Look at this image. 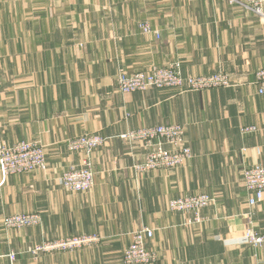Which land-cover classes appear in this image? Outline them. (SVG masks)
Returning a JSON list of instances; mask_svg holds the SVG:
<instances>
[{
	"label": "crops",
	"instance_id": "crops-1",
	"mask_svg": "<svg viewBox=\"0 0 264 264\" xmlns=\"http://www.w3.org/2000/svg\"><path fill=\"white\" fill-rule=\"evenodd\" d=\"M0 0V140L44 145L49 169L0 172V264H127L134 231L154 230L153 264H264V244L240 242L250 230L264 235V200L248 204L243 170L264 166V20L226 0ZM148 20L160 38L145 34ZM9 50L13 52L10 54ZM181 62L185 76L220 70L235 84L202 91L177 88L122 94L120 68L148 71ZM181 123L194 157L184 166L135 173L146 150L120 138L128 129ZM255 125L257 131L242 134ZM101 134L93 154L90 192L64 190L59 178L79 163L67 141ZM208 193L204 221L168 207L174 198ZM37 212L42 223L7 229L6 216ZM99 235L74 251L47 253L35 262L27 249L47 239Z\"/></svg>",
	"mask_w": 264,
	"mask_h": 264
},
{
	"label": "built area",
	"instance_id": "built-area-1",
	"mask_svg": "<svg viewBox=\"0 0 264 264\" xmlns=\"http://www.w3.org/2000/svg\"><path fill=\"white\" fill-rule=\"evenodd\" d=\"M230 4H238L264 20V0H226ZM146 33L153 30L148 24L143 25ZM156 35L159 37L158 32ZM235 84L230 73L220 70L209 75L185 76L182 73L180 63L176 62L166 67H153L150 71H139L135 74L121 73L118 77V88L122 93H133L146 91L150 88H187L193 91H202L211 88H228ZM256 84L258 93L264 94V68L256 72ZM257 131L255 125L242 126V134H250ZM122 139L128 140L132 145L146 150L145 161L138 163L135 168L139 172H149L153 169H172L181 167L194 157V153L186 140L185 127L179 123L163 124L137 132L121 135ZM103 144V138L99 135H82L70 146L73 150L93 147ZM45 151L37 142L23 141L12 146H3L0 150V166L5 174L32 171L36 168H45ZM66 187L83 191L90 189L94 184V176L91 168L83 171H74L66 177ZM243 183L248 193V204L254 206L264 200V166L261 164L247 167L243 170ZM215 198L208 193H199L174 198L169 201L168 207L171 211L193 212V217L187 220V225L201 223L204 221L202 211L211 206ZM7 226L29 227L40 225L42 218L40 214L9 216L4 218ZM133 243L125 251L124 262L127 264H153L158 256L155 250L146 247L148 240L153 239L154 230L146 227L135 233ZM57 242H46L37 246V251H52L60 249H75L90 246L100 241V237L74 236L58 239ZM240 242L254 245L264 244V235H257L252 230L248 231ZM9 264H15L17 254L11 252L8 255Z\"/></svg>",
	"mask_w": 264,
	"mask_h": 264
},
{
	"label": "rangeland",
	"instance_id": "rangeland-1",
	"mask_svg": "<svg viewBox=\"0 0 264 264\" xmlns=\"http://www.w3.org/2000/svg\"><path fill=\"white\" fill-rule=\"evenodd\" d=\"M196 1H208V0H196ZM152 2H156V3H158V0H153ZM145 24H148L150 27H151V29L153 30V32H151V33H146L144 30H143V25H145ZM138 26H139V28L142 30V32L143 33H145V34H154L155 36H156V38L158 39V38H160V33L158 32L159 30H156V29H154L152 26H151V24H150V22L148 21V20H145V21H140L139 23H138ZM155 31L156 32H158V34H159V37L156 35V33H155ZM9 52H10V54H13V52L11 51V50H9ZM177 62V61H176ZM176 62H171V63H169L168 65H164V66H157V65H152L151 66V68L148 70V71H150L153 67H166V66H169V65H171V64H173V63H176ZM178 63H180V65H181V69H182V64H181V62H179L178 61ZM136 72H139V71H127V70H125V69H122V68H120V71H119V73H118V75H117V79H116V81H117V87H118V77H119V74H121V73H125V74H128V75H131V74H135ZM183 72V71H182ZM162 89H170V88H150L149 90H146V91H137V92H142V93H144V92H148V91H150V90H162ZM178 89V88H177ZM179 89H183V90H189V89H187V88H179ZM118 90H119V88H118ZM189 91H193V90H189ZM119 92H120V90H119ZM120 93H122V92H120ZM134 93V92H133ZM122 94H130V93H122ZM163 124H174V123H158V124H155V125H148V126H143V127H139V128H135V129H128V130H126L125 132H123L121 135H123V134H127V133H130V132H137L138 130H141V129H145V128H148V127H153V126H157V125H163ZM179 124H181V123H179ZM181 125H183V124H181ZM184 126V125H183ZM185 127V126H184ZM83 135H87V136H94V135H99V136H101L102 138H103V144L101 145H98L97 147H93V148H91V150H89V149H87V148H83V149H78V150H73V149H71L70 148V146L77 140V138H79L80 136H77V137H75V138H71V139H69L68 141H67V149L69 150V152H71V153H79V154H81V159H80V161H79V163H72V164H70V165H68V167L67 168H65V170L62 172V174H61V176H60V178H59V183H60V185H61V187L64 189V190H66V191H69V192H72V193H87V192H90L91 190H92V188L94 187V185H95V181H96V174H95V170H94V157H93V154L96 152V151H98L99 149H101L106 143H107V141H108V138L106 137V136H103V135H101V134H83ZM121 135H120V138H121ZM82 136V135H81ZM123 140H125V139H123ZM23 141H29V142H37V141H31V140H23ZM23 141H21V142H23ZM127 143H128V145L130 146V147H132V148H134V147H136V146H138L139 144H131L128 140H125ZM19 143V142H18ZM37 143H39L42 147H43V149H44V151H45V159H46V163H45V168H36V169H34V170H32V171H26V172H21V173H13V174H5L4 172H3V170L1 169V166H0V172H1V174H2V176H3V178L4 179H6V178H8L9 176H11V175H15V174H27V173H32V172H35V171H44V172H46L48 169H49V162H48V159H47V153H46V150H45V147H44V145H42V143H40V142H37ZM3 146H6V147H9V146H12V145H9V144H7L6 142H4V141H2V140H0V150H1V148L3 147ZM145 161V160H144ZM143 161V162H144ZM190 160H188L187 162H189ZM142 162V163H143ZM187 162H185V164L187 163ZM138 163H141V162H138ZM138 163H134L133 164V166H132V168H133V170H134V172L135 173H148V172H139V171H137V169L135 168V166L138 164ZM184 164V165H185ZM183 165V166H184ZM88 167H90L91 168V171H92V173H93V176H94V184H93V186L90 188V189H88V190H83V191H78V190H73V189H70V188H67L66 187V177H67V175H69V174H71V173H73L74 171H83V170H85V169H87ZM153 170H158V169H153ZM153 170H150L149 172H151V171H153ZM33 213H37V212H28V213H17V214H12V215H8V216H6V217H9V216H20V215H29V214H33ZM37 214H39V213H37ZM41 216V215H40ZM42 218V217H41ZM42 223V222H41ZM3 225H4V227L5 228H7V229H22V228H26V227H22V228H18V227H13V226H7L5 223H4V221H3ZM36 226V225H35ZM29 227H34V226H29ZM146 227H148V226H142V227H140L138 230H136V231H134L133 232V234H132V237H131V241H130V243H129V245L127 246V248L125 249V251L130 247V245L133 243V241H134V238H136L135 237V233L137 232V231H139V230H142L143 228H146ZM150 228V227H149ZM152 229V228H151ZM83 235H85V236H91V235H93V234H83ZM74 236H82V235H74ZM74 236H70V237H74ZM96 236H99V235H96ZM70 237H67V238H70ZM100 237V236H99ZM66 238V239H67ZM101 238V237H100ZM61 240L62 239H64V238H60ZM57 242V241H59L58 239H47V240H45V241H43L42 243H39V244H35V245H33V246H31V247H29L28 249H27V253L31 256V258L33 259V261H37L38 259H39V257L41 256V255H43V254H47V253H57V252H67V251H74V250H77V249H80V248H75V249H60V250H52V251H46V250H42V251H37V246H41V245H43V244H45L46 242ZM148 242L146 243V247L147 248H149L150 249V247H148ZM84 247H86V246H83V247H81V248H84ZM151 250V249H150ZM125 251H124V254H123V257H124V255H125ZM11 252H15V251H11ZM11 252H9V254L11 253ZM16 253V252H15ZM8 254V255H9ZM17 254V253H16ZM123 261H124V258H123Z\"/></svg>",
	"mask_w": 264,
	"mask_h": 264
}]
</instances>
